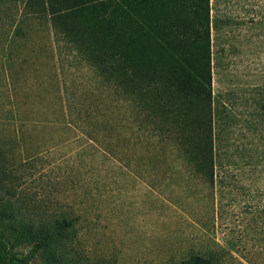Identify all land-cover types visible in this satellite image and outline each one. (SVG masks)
<instances>
[{"label": "rangeland", "instance_id": "374dc122", "mask_svg": "<svg viewBox=\"0 0 264 264\" xmlns=\"http://www.w3.org/2000/svg\"><path fill=\"white\" fill-rule=\"evenodd\" d=\"M50 1L0 0V197L14 215L73 219L63 264H264V0H210L213 185L76 50Z\"/></svg>", "mask_w": 264, "mask_h": 264}, {"label": "trees", "instance_id": "16d2710c", "mask_svg": "<svg viewBox=\"0 0 264 264\" xmlns=\"http://www.w3.org/2000/svg\"><path fill=\"white\" fill-rule=\"evenodd\" d=\"M48 3L53 24L123 90L118 92L138 111L139 120L158 123L168 136L176 134L184 156L213 185L210 0ZM14 210L0 197V264H63L65 253L59 249L73 219L36 226L20 221ZM22 246L29 248L27 254L18 253ZM178 264H212V255H192Z\"/></svg>", "mask_w": 264, "mask_h": 264}]
</instances>
